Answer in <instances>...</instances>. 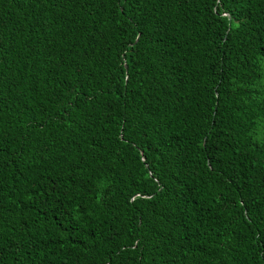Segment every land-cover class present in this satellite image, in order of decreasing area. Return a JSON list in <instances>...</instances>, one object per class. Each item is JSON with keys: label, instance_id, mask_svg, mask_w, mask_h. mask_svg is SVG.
<instances>
[{"label": "trees", "instance_id": "16d2710c", "mask_svg": "<svg viewBox=\"0 0 264 264\" xmlns=\"http://www.w3.org/2000/svg\"><path fill=\"white\" fill-rule=\"evenodd\" d=\"M264 0H0V264H264Z\"/></svg>", "mask_w": 264, "mask_h": 264}, {"label": "rangeland", "instance_id": "374dc122", "mask_svg": "<svg viewBox=\"0 0 264 264\" xmlns=\"http://www.w3.org/2000/svg\"><path fill=\"white\" fill-rule=\"evenodd\" d=\"M261 70H262V79L257 85V89L260 91V97L264 99V61L261 63ZM259 135L264 138V123L259 127Z\"/></svg>", "mask_w": 264, "mask_h": 264}]
</instances>
